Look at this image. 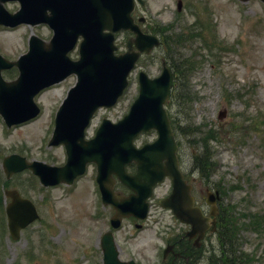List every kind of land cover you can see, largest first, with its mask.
Listing matches in <instances>:
<instances>
[{
  "label": "rangeland",
  "instance_id": "obj_1",
  "mask_svg": "<svg viewBox=\"0 0 264 264\" xmlns=\"http://www.w3.org/2000/svg\"><path fill=\"white\" fill-rule=\"evenodd\" d=\"M178 1L146 0V6L137 7L134 15L145 16L147 23L170 35L182 31L195 40L192 32L200 33L194 42L183 41L176 52L183 59H191L197 53L198 67L186 74L190 103L179 106L176 98L171 97L166 104L169 116L177 119L186 132L175 131L181 170L191 182L196 180L193 195L206 213L209 208L205 192L209 188L224 190L220 204L236 206L238 216L264 213V3L181 0L183 6L178 12ZM5 7L16 12L19 3L7 2ZM172 26L174 30L170 29ZM32 33L45 41L53 34L47 25L0 27V54L10 61L17 60L27 52ZM130 36L125 32L117 35L116 44L121 51H125ZM166 52V48L160 47L140 60L129 77L125 94L114 108L97 112L87 138L95 135L103 119L117 122L128 113L139 92L138 72L143 70L151 78L158 76ZM78 56V48L70 54L73 60ZM2 76L7 81L14 80L18 70L3 71ZM75 82L76 77L71 76L39 94L36 102L42 112L32 122L7 128L0 116V264H103L100 240L112 230L110 218L114 210L102 205L94 164L71 186L49 188L43 187L29 170L6 182L2 167L3 159L12 154L54 166L65 164L64 148L49 147L48 140L57 109ZM175 88H181L179 81L175 80L173 93ZM200 128L203 132L213 128L218 133L217 140L211 143L215 168L209 179L199 178L193 167L192 156L199 153ZM156 138L153 130L138 136L135 145L140 148ZM6 188L16 189L32 200L40 215L38 221L21 232L18 240L12 239L8 230ZM170 192L171 181L166 179L155 189L146 220L125 219L113 231L122 261L169 264L162 257L164 248L188 230L159 205V200ZM137 223L142 224L140 229L136 228ZM239 239V248L250 255L248 264H264V227L243 230ZM204 244L198 264H208V256L218 248L217 237L207 238Z\"/></svg>",
  "mask_w": 264,
  "mask_h": 264
},
{
  "label": "water",
  "instance_id": "obj_2",
  "mask_svg": "<svg viewBox=\"0 0 264 264\" xmlns=\"http://www.w3.org/2000/svg\"><path fill=\"white\" fill-rule=\"evenodd\" d=\"M8 1H18L20 10L9 13L4 6ZM138 1L144 5L143 0ZM134 7L135 0H0V25L16 27L44 23L54 32L49 42L32 35L28 52L16 62H9L0 55V114L7 126L30 121L39 115L35 97L43 89L71 74L78 78L57 113L49 143L50 146H65L66 165L53 167L37 161L28 163L19 155H11L4 159L3 166L7 178L30 169L48 187L60 183L70 185L85 173L88 163H96L103 202L115 209L111 219L113 228L121 226L125 217L145 219L149 208L147 200L152 196L154 186L165 176H170L173 193L160 204L171 209L181 222L192 226L188 236L192 238L198 234L195 245L199 246L206 231H214L211 225L215 226V219L205 216L195 206L191 186L187 185L179 169L177 144L164 108L171 87V74L164 61L163 72L157 78L150 79L144 72L139 73L140 94L130 112L117 123L103 120L96 137L85 140V129L94 113L101 107L110 108L116 104L141 54H149L160 44L157 37L141 32L131 17ZM121 30H129L136 37L128 41L126 53L116 55L115 34ZM79 37L83 38L80 58L74 61L68 54ZM13 66L18 67L19 77L6 82L1 71ZM151 129L157 130L158 140L141 149L135 148L134 138ZM131 162L137 164L135 175H129L125 170V165ZM114 174L132 190L131 194L125 196L114 191ZM6 194L12 198L7 208L9 228L12 237L18 239L21 229L39 219V215L35 205L17 191H6ZM208 194L210 215L215 216L214 197ZM101 247L104 264H136L133 260L123 262L119 259V248L112 232L104 234Z\"/></svg>",
  "mask_w": 264,
  "mask_h": 264
},
{
  "label": "trees",
  "instance_id": "obj_3",
  "mask_svg": "<svg viewBox=\"0 0 264 264\" xmlns=\"http://www.w3.org/2000/svg\"><path fill=\"white\" fill-rule=\"evenodd\" d=\"M199 33L194 34V37H198ZM190 41V38H187L182 32L175 34L174 37L170 35H163V46H166L169 50L178 47L182 44L183 41ZM173 53L172 57L169 58L173 63H175L174 59V52L173 50L170 51ZM168 57H170L168 55ZM196 67V64H192L190 60L183 61L181 65L176 67L177 74L182 76L186 71L187 73L193 70ZM176 100L178 101L179 105H187L189 104L191 98L185 93V91L177 90L175 91ZM217 136L216 131L213 132H201V136L199 139L200 144V154L196 159L195 166L198 167L201 176L206 177L207 179L211 175V171L213 170V157L211 154V141L215 139ZM225 193V191H223ZM222 217L219 225V232H220V243H221V252L226 254L222 260L224 261L223 264H232L229 258V253L231 252V248L233 244L238 240L239 233L245 228H259L260 224L264 226V220L261 218V222L258 217L254 216V214H250L249 222L248 223H241L242 217L236 216V209L235 207H223L222 210ZM249 261V258L245 260V262Z\"/></svg>",
  "mask_w": 264,
  "mask_h": 264
},
{
  "label": "flooded vegetation",
  "instance_id": "obj_4",
  "mask_svg": "<svg viewBox=\"0 0 264 264\" xmlns=\"http://www.w3.org/2000/svg\"><path fill=\"white\" fill-rule=\"evenodd\" d=\"M191 242V241H190ZM180 260L178 258H175L173 262H171V264H176V263H179Z\"/></svg>",
  "mask_w": 264,
  "mask_h": 264
}]
</instances>
